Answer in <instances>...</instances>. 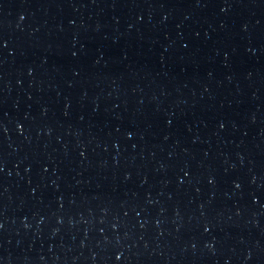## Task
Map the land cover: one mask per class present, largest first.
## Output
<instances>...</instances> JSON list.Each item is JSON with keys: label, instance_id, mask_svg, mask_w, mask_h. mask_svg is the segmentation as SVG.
Masks as SVG:
<instances>
[{"label": "water", "instance_id": "95a60500", "mask_svg": "<svg viewBox=\"0 0 264 264\" xmlns=\"http://www.w3.org/2000/svg\"><path fill=\"white\" fill-rule=\"evenodd\" d=\"M0 264H264V0H0Z\"/></svg>", "mask_w": 264, "mask_h": 264}]
</instances>
